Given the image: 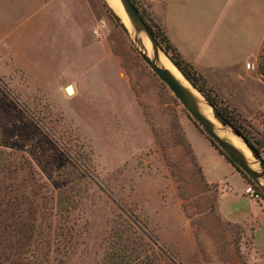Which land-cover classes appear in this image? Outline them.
Segmentation results:
<instances>
[{
  "label": "rangeland",
  "instance_id": "rangeland-1",
  "mask_svg": "<svg viewBox=\"0 0 264 264\" xmlns=\"http://www.w3.org/2000/svg\"><path fill=\"white\" fill-rule=\"evenodd\" d=\"M134 1L163 28L156 15L162 18L164 0ZM109 3L44 0L43 16L32 24L28 15L25 47L43 83L25 69L0 75V229L8 235L1 241H24L20 251H27L37 223L46 264H264V209L249 212L256 201L264 205V188L240 166L242 178L232 174L198 136L209 138L142 57L143 37L152 49L149 38L141 32L137 44L132 25L133 34ZM190 7L219 53L217 71L204 68L205 83L264 156V0ZM15 8L0 0L4 17ZM233 54L250 55L231 65ZM246 61L255 67L246 69ZM211 116L259 168L240 137ZM247 181L260 198L244 193ZM9 250L0 252V264L11 262Z\"/></svg>",
  "mask_w": 264,
  "mask_h": 264
},
{
  "label": "crops",
  "instance_id": "crops-1",
  "mask_svg": "<svg viewBox=\"0 0 264 264\" xmlns=\"http://www.w3.org/2000/svg\"><path fill=\"white\" fill-rule=\"evenodd\" d=\"M196 1L197 0H164L165 12L162 15V18L159 14L156 16H158L159 20L161 19L160 23L165 33L167 34L172 44L179 51L180 55L193 66L196 72L200 74L206 82H208V77H206L204 68H207L211 71H217V67L213 65V62L216 59V55H218L219 53L215 51V46L212 42V39L209 38L207 40L206 36L203 33L201 35V30L197 22V14L192 12L191 15L187 11L188 8H193L190 6L191 4H195ZM23 3L26 9L28 5L31 6V11H27L28 14L24 13V10L22 8ZM12 4H16V8L12 11L10 17H4L0 14V30L2 28L3 30H5L7 27L4 26L14 23L16 16L17 18L21 17V19L16 20V22L18 21L17 24L10 27L5 36L0 35V75L9 76L12 71L16 69H25L30 72L31 76H33V78H35V80H37L39 84H42V67L38 62L28 57L25 47L27 42L26 33L30 23H28V21L29 19H31L32 24H34L35 21L38 20L39 13H42V16L44 15V0H12ZM40 7L41 9L39 10ZM184 10L186 11L184 12ZM29 14H31V17L28 19ZM192 19L193 22L188 25L186 22H190ZM41 25L43 30V19ZM250 54L242 55L240 57H236V55L233 54L232 58L234 61L229 62L231 63V65L234 64V62H243V60L248 58ZM236 58H238V60ZM198 136L203 137L205 139V142L209 144L212 150L220 153L225 165L230 169L232 174L238 173V175H240L241 177L239 170H237L232 162H230L211 143L206 134L201 132V134H199ZM205 137H207L209 142ZM256 202L257 204H252L250 206L249 212L251 213V216L253 214L259 213L264 209L263 204L259 203L258 201ZM239 223H244V221H241ZM252 231L253 230L251 229V240L253 244Z\"/></svg>",
  "mask_w": 264,
  "mask_h": 264
},
{
  "label": "water",
  "instance_id": "water-1",
  "mask_svg": "<svg viewBox=\"0 0 264 264\" xmlns=\"http://www.w3.org/2000/svg\"><path fill=\"white\" fill-rule=\"evenodd\" d=\"M122 7L126 13V16L136 31L135 40L139 43L138 34L144 32L149 38L152 47V53L148 54L145 49H141V55L151 69L170 87L174 94L180 99L183 105L191 113V115L197 120L198 123L206 130V132L222 147V149L229 155L241 168H243L255 181H258L264 188V156L261 151L255 147V145L244 136L241 131L235 127L230 120L214 105H212L207 98L189 81V79L181 72L184 78L189 82L190 86L185 85L179 78H177L167 67L163 66L159 62V52H164L156 38L153 36L148 24L145 22L138 9L132 0H120ZM116 18L120 19V16L114 11ZM121 24L124 28H127L124 22L121 20ZM164 54L168 56L165 52ZM195 88L202 96L205 104L210 107L213 115L223 124L229 126L232 131L240 137L246 147L250 150L258 162L259 168L250 166L248 159L244 152L234 144L228 137L219 133L215 123L209 118L200 108L201 99L191 90Z\"/></svg>",
  "mask_w": 264,
  "mask_h": 264
},
{
  "label": "trees",
  "instance_id": "trees-1",
  "mask_svg": "<svg viewBox=\"0 0 264 264\" xmlns=\"http://www.w3.org/2000/svg\"><path fill=\"white\" fill-rule=\"evenodd\" d=\"M132 2L135 4V1L132 0ZM138 9L139 13L145 20V22L148 24L150 30L152 31L153 36L156 38L158 43L161 46V49L168 55V57L176 64V66L181 70V72L189 79L190 82L198 89L204 96L207 98V100L214 105L216 108H218L229 120L230 122L237 127L241 133L246 136L254 145L256 148L260 149V143L253 137V135L250 133V131L245 128L242 124V122L235 117V114H233L229 109L225 106H221L219 101L215 98L216 94L211 89V87L207 86V84L200 79L201 75L196 73L192 70L191 64L186 61L179 53V51L176 49V47L172 44L170 39L168 38L167 34L163 30V28H159L158 25H156L151 17L147 14L145 8L141 7L138 8L137 5H135ZM196 74H195V73ZM199 125V124H198ZM208 134V133H207ZM209 135V134H208ZM209 139L211 143L230 161L232 164L239 170V165L229 156L226 154V152L217 144V142L209 135ZM11 225V223H8ZM7 225V224H6ZM32 236L30 239H33L32 242V248L28 249L27 251H20V249H24V246H22V243L24 241L18 242H2L0 239V252L3 253L4 249L10 248L9 250L11 253V262L9 261V264H46L44 262V254L39 249L37 238L34 236V234L37 232L35 229H38L37 223L32 225ZM40 226V225H39ZM5 228V227H4ZM0 229V236H4L6 238L8 235L5 233V229ZM24 230L18 231V235L22 236L24 235ZM36 241V243H35ZM8 243V246H7ZM25 243V242H24ZM23 243V244H24ZM13 250V251H12ZM5 252V251H4ZM4 254H0V257H2ZM3 261L7 260L6 258H2Z\"/></svg>",
  "mask_w": 264,
  "mask_h": 264
},
{
  "label": "bare ground",
  "instance_id": "bare-ground-1",
  "mask_svg": "<svg viewBox=\"0 0 264 264\" xmlns=\"http://www.w3.org/2000/svg\"><path fill=\"white\" fill-rule=\"evenodd\" d=\"M109 2L111 3V7L114 9V11L120 16L121 20L124 22V24L126 25V27L131 30V25H130V22L126 16V13L122 7V4L120 2V0H109ZM109 3V4H110ZM132 31V34L134 33L133 31L134 30H131ZM135 36V35H134ZM143 36V35H142ZM134 38V37H133ZM143 40H144V46H145V50L147 51L148 54H151L152 53V49L150 48V45L149 43L147 42L146 38L143 37ZM158 58H159V62L167 67L168 69H170V71L177 77L179 78L185 85L187 86H190L189 82L184 78V76L181 74V72L174 66V65H170V60H169V57L166 56L164 54V52L160 51L159 52V55H158ZM191 90L201 99V102H200V108L201 110L209 117L212 119V116H211V112H210V107L207 106L201 96V94L195 89V88H191ZM66 92L69 94V95H73L76 93L75 89L73 86H69L67 87V90ZM232 141V140H231ZM233 142V141H232ZM234 143V142H233ZM241 149H243L242 147V144L241 142H237ZM235 144V143H234ZM246 148V147H245ZM246 151L249 152L246 148ZM250 153V152H249ZM246 155V153H245ZM250 163V162H249ZM255 167V166H254ZM257 167V166H256Z\"/></svg>",
  "mask_w": 264,
  "mask_h": 264
},
{
  "label": "built area",
  "instance_id": "built-area-1",
  "mask_svg": "<svg viewBox=\"0 0 264 264\" xmlns=\"http://www.w3.org/2000/svg\"><path fill=\"white\" fill-rule=\"evenodd\" d=\"M105 24V20L101 19V22L99 23V26H102ZM93 33L96 35H101V32H99L98 28L93 29ZM245 67L249 69H253L255 67L254 63L251 61H246ZM244 193L253 198L254 200L260 198V192L258 189V185L254 182L247 181L245 182V186L243 189Z\"/></svg>",
  "mask_w": 264,
  "mask_h": 264
}]
</instances>
